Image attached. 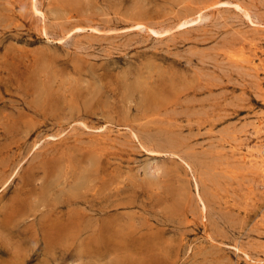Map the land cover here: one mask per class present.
Returning <instances> with one entry per match:
<instances>
[{
	"label": "rangeland",
	"instance_id": "rangeland-1",
	"mask_svg": "<svg viewBox=\"0 0 264 264\" xmlns=\"http://www.w3.org/2000/svg\"><path fill=\"white\" fill-rule=\"evenodd\" d=\"M0 264H264V0H0Z\"/></svg>",
	"mask_w": 264,
	"mask_h": 264
},
{
	"label": "bare ground",
	"instance_id": "bare-ground-1",
	"mask_svg": "<svg viewBox=\"0 0 264 264\" xmlns=\"http://www.w3.org/2000/svg\"><path fill=\"white\" fill-rule=\"evenodd\" d=\"M186 23H188L187 21H184L183 23H181V25H185ZM138 27H141V26H143V24H141V23H138V24H136ZM74 28V27H73ZM77 30H81V29H83L81 26H76L75 27ZM75 30V29H74ZM45 84V83H44ZM136 84H139V83H136ZM141 85V84H140ZM140 85H136L135 87L138 89L139 87H141ZM134 87V88H135ZM46 89H48V88H44L43 86L41 87H37V94H38V99L40 100L41 98L43 99L44 97V99H46V101H48L47 100V98H49V96H50V93H52L50 90L49 91H45ZM74 89V88H73ZM75 90V89H74ZM69 91V90H68ZM76 91H77V88H76ZM73 92V91H72ZM71 92V93H72ZM55 94V93H54ZM73 94H76V93H74L73 92ZM160 98V97H159ZM43 99V100H44ZM51 101H52V99H50ZM145 101H147L149 104H155V103H157V102H159L160 101V99H158V97L156 96V94H154L153 92H151V91H148L147 93H146V95H145ZM39 102V101H38ZM45 102V101H44ZM38 104V103H37ZM170 142H171V140H170ZM169 145V144H168ZM95 159V158H94ZM94 159L92 160V161H94ZM95 161H96V159H95ZM95 163V162H94ZM94 163H92V164H94ZM95 167V166H94ZM96 167H97V165H96ZM95 171V170H94ZM69 230V229H68Z\"/></svg>",
	"mask_w": 264,
	"mask_h": 264
}]
</instances>
